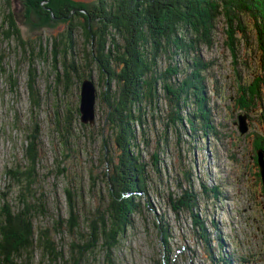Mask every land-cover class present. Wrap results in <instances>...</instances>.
<instances>
[{
  "label": "rangeland",
  "instance_id": "obj_1",
  "mask_svg": "<svg viewBox=\"0 0 264 264\" xmlns=\"http://www.w3.org/2000/svg\"><path fill=\"white\" fill-rule=\"evenodd\" d=\"M70 1L87 5L97 2ZM24 4L25 0H11L20 36L26 44L22 46L12 38L0 45V206L1 194L7 188L8 200L15 205L18 189L15 185L10 187L11 179L6 172L24 166L27 137L38 131L40 160L33 188L35 196L42 197L46 215L37 216L34 226L50 227L58 217L65 223L68 218L65 190L70 189L75 197L79 228L69 234L62 227L63 232L56 237L67 250L78 236H86L93 214L103 210L108 199L104 176L112 170L107 161L114 163L118 150L104 126L106 104L99 95L106 92L105 84L95 65L82 58L87 47L82 28H74L73 44L66 47L63 56L64 44H71L65 30L70 22L53 19L51 26H42L35 18L27 17ZM2 8L0 0V17ZM225 38L224 21L219 19L212 47L200 51L201 58L212 64L206 76L208 84L216 90L209 94V106L218 137L208 136L200 142L184 136L185 123L165 127L170 108L163 97L153 109L143 104L142 124L135 126V133L150 184L145 193L137 196L140 214L132 215V225L108 260L97 249L85 264H264V192L253 145L254 133L263 128L261 108L256 104V108L245 113L233 103L236 70L242 82L250 80L256 60L249 52L246 55L240 51V59L234 66L224 46ZM183 56L179 52L170 59L163 57L159 67L163 70L172 64L180 66L184 64ZM64 63L72 64L77 72L70 71L66 78ZM30 71L35 76L34 93L39 102L36 107L31 104L27 87ZM83 77L93 80L97 93L92 126L81 124L76 112ZM239 114L247 116L249 128L244 135L234 125ZM155 153L158 161L156 169H152ZM184 170L191 173L190 186L198 199L196 211L208 226L206 233L215 240L213 244L205 245L197 237L188 212L175 215L170 208L168 195L178 198L188 187L182 180ZM215 186L220 187L217 196L211 191ZM159 227L168 229L166 242ZM17 264L26 263L23 260ZM28 264H39L38 252Z\"/></svg>",
  "mask_w": 264,
  "mask_h": 264
},
{
  "label": "trees",
  "instance_id": "obj_2",
  "mask_svg": "<svg viewBox=\"0 0 264 264\" xmlns=\"http://www.w3.org/2000/svg\"><path fill=\"white\" fill-rule=\"evenodd\" d=\"M1 1L0 45L13 38L23 46L26 42L20 36L11 0ZM43 2L45 0H25V12L42 26H51L53 19L70 22L65 30L71 44H64L63 56L66 47L73 44L74 28L83 30L87 47L82 58L95 65L105 84L106 92L101 93L99 99L106 104L104 126L113 137L118 155L114 163L107 161L112 170L104 176L108 199L103 210L93 214L86 236H78L65 250L56 237L63 230L74 234L79 228L75 197L70 189L65 190L68 213L65 223L58 217L50 227L34 226L35 218L46 215V211L41 195L37 198L33 188L40 160L38 131L28 136L24 166L6 172L11 179L10 187L15 185L18 189L15 205L8 200L9 188L1 194L0 264H17L23 260L28 264L35 251L39 254V264H85L97 249H101L108 260L119 239L132 225V215L140 214L137 196L145 193L150 184L145 175L146 165L137 150L135 133V126L142 124L143 104L153 109L163 97L170 108L165 127L185 123L184 136L200 142L208 136L218 137L209 106V94L216 90L208 84L206 76L212 64L201 58L200 51L212 47L219 19L224 21V46L230 52L232 64L237 65L240 51L246 55L249 52L256 60L250 80L242 82L236 70L237 90L233 103L237 110L245 113L256 108V104L261 108L263 128L254 133L253 145L255 150L264 152V0H97L92 5L70 0H49L46 5H42ZM75 19L78 20L74 22ZM179 52L184 55V64L168 65L163 70L159 67L161 58L170 59ZM64 66L66 78L70 71L77 72L72 64L64 63ZM34 79L30 71L27 87L31 104L36 107L39 102L34 93ZM152 158V169H156L158 155L155 153ZM181 174L188 187L178 198L168 195L170 208L175 215L188 212L197 237L205 245L213 244L215 240L206 233L208 226L196 211L198 199L190 186L191 173L184 170ZM178 186L182 188L180 183ZM219 189L215 186L211 191L217 196ZM159 230L166 242L168 229L159 227Z\"/></svg>",
  "mask_w": 264,
  "mask_h": 264
},
{
  "label": "water",
  "instance_id": "obj_3",
  "mask_svg": "<svg viewBox=\"0 0 264 264\" xmlns=\"http://www.w3.org/2000/svg\"><path fill=\"white\" fill-rule=\"evenodd\" d=\"M96 89L91 79H84L80 85V102L78 113L80 122L83 125L92 126L95 123V101ZM240 135H244L248 130L247 117L244 114L237 116V121L234 123ZM256 160L260 174V180L264 192V152L258 150L256 152Z\"/></svg>",
  "mask_w": 264,
  "mask_h": 264
},
{
  "label": "bare ground",
  "instance_id": "obj_4",
  "mask_svg": "<svg viewBox=\"0 0 264 264\" xmlns=\"http://www.w3.org/2000/svg\"><path fill=\"white\" fill-rule=\"evenodd\" d=\"M92 80V79H91ZM93 81V80H92ZM94 84V83H93ZM95 86V85H94ZM96 99H97V96H96ZM79 102H80V99H79ZM95 103H96V101H95ZM95 108V107H94Z\"/></svg>",
  "mask_w": 264,
  "mask_h": 264
}]
</instances>
